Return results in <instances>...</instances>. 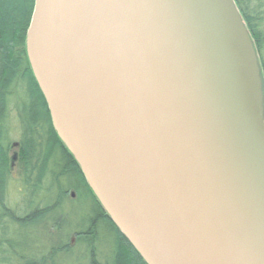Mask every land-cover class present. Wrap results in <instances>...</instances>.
I'll list each match as a JSON object with an SVG mask.
<instances>
[{"label": "water", "instance_id": "95a60500", "mask_svg": "<svg viewBox=\"0 0 264 264\" xmlns=\"http://www.w3.org/2000/svg\"><path fill=\"white\" fill-rule=\"evenodd\" d=\"M57 133L147 264H264V97L233 0H34Z\"/></svg>", "mask_w": 264, "mask_h": 264}, {"label": "trees", "instance_id": "16d2710c", "mask_svg": "<svg viewBox=\"0 0 264 264\" xmlns=\"http://www.w3.org/2000/svg\"><path fill=\"white\" fill-rule=\"evenodd\" d=\"M233 2L256 51L264 97V0ZM33 6L0 0V264H147L54 128L26 51Z\"/></svg>", "mask_w": 264, "mask_h": 264}, {"label": "rangeland", "instance_id": "374dc122", "mask_svg": "<svg viewBox=\"0 0 264 264\" xmlns=\"http://www.w3.org/2000/svg\"><path fill=\"white\" fill-rule=\"evenodd\" d=\"M12 127H13V132H12V138H13V140H16L17 139V137H18V130H17V124H16V122L13 120V123H12ZM16 188V186H14L13 187V189H12V192H11V200L12 199H14L15 200V198H16V193H15V189Z\"/></svg>", "mask_w": 264, "mask_h": 264}]
</instances>
